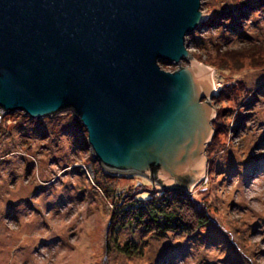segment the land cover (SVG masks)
<instances>
[{"label": "rangeland", "instance_id": "obj_1", "mask_svg": "<svg viewBox=\"0 0 264 264\" xmlns=\"http://www.w3.org/2000/svg\"><path fill=\"white\" fill-rule=\"evenodd\" d=\"M262 10L264 0H203L206 20L186 40L192 61L160 64L172 73L204 66L213 127L219 108L227 111L204 153V178L184 188V207L192 215L205 211L206 227L196 230L191 220L186 236L129 217L114 222L122 195L138 202L174 189L148 174L102 166L72 110L40 119L0 111V264H264ZM131 246L142 254L118 253Z\"/></svg>", "mask_w": 264, "mask_h": 264}, {"label": "water", "instance_id": "obj_2", "mask_svg": "<svg viewBox=\"0 0 264 264\" xmlns=\"http://www.w3.org/2000/svg\"><path fill=\"white\" fill-rule=\"evenodd\" d=\"M202 1L0 0V111L72 110L106 169L190 188L215 135L213 85L197 63L160 64L192 61Z\"/></svg>", "mask_w": 264, "mask_h": 264}, {"label": "trees", "instance_id": "obj_3", "mask_svg": "<svg viewBox=\"0 0 264 264\" xmlns=\"http://www.w3.org/2000/svg\"><path fill=\"white\" fill-rule=\"evenodd\" d=\"M190 37L191 36L187 38V44L189 42L188 40H192V37ZM224 55L227 57L226 54ZM198 60L200 62H204L201 57L198 58ZM233 92L235 94V98H238L237 91L234 90ZM222 95L223 94H221L219 98ZM226 112L227 111L223 108H219L218 110V118L214 125V129L218 135L222 132L223 127L219 121L223 119L222 117H224V113ZM155 180L160 183L158 179ZM117 199L118 211L115 212L112 217L114 222H117V216H122L124 218L129 217L128 220L131 221L129 222L137 226L143 225L144 227L153 228L157 232L161 233L179 232V234L188 236L192 233V231L189 230L192 229V226L189 225L191 220L194 223L196 230L206 227L210 221L209 215L205 211L201 210L203 212L201 215H192L188 209L184 207L189 202V197L184 189L169 190L164 188L159 196H156L155 194L146 201L137 200L138 202H134V199L130 198L128 195H122ZM118 251V253L130 256V258L131 256L142 254V249H138L136 246H131L129 248L123 247L122 249H118Z\"/></svg>", "mask_w": 264, "mask_h": 264}, {"label": "bare ground", "instance_id": "obj_4", "mask_svg": "<svg viewBox=\"0 0 264 264\" xmlns=\"http://www.w3.org/2000/svg\"><path fill=\"white\" fill-rule=\"evenodd\" d=\"M199 27H200V26H199ZM200 66H202V65H200ZM202 67L205 69L206 72L209 71V70L207 71V69H206L204 66H202ZM209 72L211 73V71H209ZM203 175H204V174H203ZM203 175H202V177H203ZM203 178H204V177H203ZM203 178H202V179H203ZM199 179H201V178H199ZM199 179H198V180H199ZM202 179H201V180H202ZM198 180H197V181H198ZM190 188H191V187H190Z\"/></svg>", "mask_w": 264, "mask_h": 264}]
</instances>
